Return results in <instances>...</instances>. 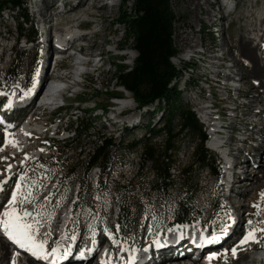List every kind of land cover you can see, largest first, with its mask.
Returning <instances> with one entry per match:
<instances>
[{"label": "rangeland", "instance_id": "1", "mask_svg": "<svg viewBox=\"0 0 264 264\" xmlns=\"http://www.w3.org/2000/svg\"><path fill=\"white\" fill-rule=\"evenodd\" d=\"M68 1H71L70 5L77 2V0ZM101 1H103V3H108V6L104 5V8L106 11L112 12L111 16L103 12L95 14L94 19L83 17L78 20L80 24H86L89 33L100 30V27H105L106 30L108 29L104 37H98L96 39V43L100 48L98 51L95 49V53H102L103 62L105 63L103 68L104 73L100 76L101 80H98L97 75L99 72L94 73L95 75H90V70L86 68V72L89 75L85 74L79 78L83 86L79 87L77 91L76 89L73 91L69 90L64 94H60V97L62 95L64 99L68 100V105L72 110L71 114L68 111L67 113L62 110L57 111L58 115L54 116V118H62V122L59 123L56 121L52 127H50L48 116L36 119L37 122L43 124L46 129L41 134L35 133L34 138H29L28 143L31 145L28 146V143L25 144V148L31 147L33 152L25 149L27 153H23L24 150L20 149L18 155H15V157L12 156L9 152L10 148H8L9 140L8 142L4 140V130H1L0 175L2 174L1 176H3V174L11 172L9 166L12 167L17 165L18 167L13 177L4 178L2 186L4 185L6 192L10 193L12 190H15L17 185H21L23 188L32 185L36 191L34 197L28 198V203L22 206L21 210L19 208L20 212L22 215L26 212L31 213L32 218L39 217L42 223L56 222L55 219L59 217L58 214L63 212V209L69 211V208H71L77 200L76 196L79 193L77 190L78 182L80 178L84 179V168L88 166V160L94 149L105 139L111 140L114 146L107 150L110 157H112L111 165L108 166L105 174L102 172V175H100V186H96L95 175L92 174V172L89 177L85 179L87 180L86 185L88 186V190L86 191L87 197L85 198L83 204L85 206L82 212L79 215L77 214L74 229L77 231L79 229H84L85 237L87 238L91 234L90 231L92 226L96 224L97 221H101L102 225L106 223L116 226L117 214L118 219H120L123 212L124 200L127 199L131 205L133 215L135 213V216L134 218L132 216L128 223L122 224L127 228L124 237L128 238V240L137 239L141 241L145 239L143 231L145 230L146 234L149 233L150 221H153L156 217L154 214L147 216L149 220L146 229L143 230L144 221L142 223L141 221L145 217L144 212L148 208L156 209L159 214L164 216L158 217L156 223L159 225L160 223L167 222L182 195L181 190L190 183L192 188L196 191L197 210L204 211V215L198 217L205 220L208 225L211 223L216 224L224 222V225L228 226L232 218L231 213L236 211V215H238L240 219L237 225L238 233L236 236L242 233L239 237L241 241L243 237L247 235L248 231L252 229L257 231L256 234L258 238H255L257 249L256 247L254 248L256 256L260 250H264V231H261V228H259V226L262 225V229H264V198L261 197V194L264 193V178L262 174H258L259 170L255 169L254 166L259 163V167L264 168V164H262L261 157L257 158L258 153L253 149L252 144H247V147L244 148L245 153L243 154L242 152V154L239 155V158H241L239 162L249 160L246 169L238 170H240L239 172L243 180L245 179V184L248 183L250 185L254 183L255 186L253 185L251 187L248 185V190L245 193L238 194V196L232 200L234 201V206H236V208L233 209L226 201L225 192L222 191L225 186L222 180L217 181L211 173V170L201 169L198 164L193 165L191 168V164L195 162L194 154L199 142L190 132L182 134L175 143L176 150H174L172 154L171 162L168 163L170 165V174L172 175L174 186H172L168 193L163 191L160 179L154 174L152 162L144 164L142 150L146 145L155 147L158 153L164 151L166 136L161 135L155 137L152 135L151 130L163 128L164 117L167 113V103H156L143 111H126V113L122 115L125 116L124 119L126 115L128 117L129 115L142 114L140 124L129 130L127 129L128 125H131L129 122L119 121L114 125L111 124L113 122L111 116L114 117L115 114H117L118 107L116 109H109L107 112L108 114L102 118L101 108L106 106L113 107V104L117 102L121 103L124 98L128 99L129 97L130 104L132 103V106H136L130 98L131 94L129 95L127 92L125 94L123 88L118 86L119 80L117 78L121 69H130L134 66L137 56L136 53L131 50L132 41L129 43L126 41L125 28L118 24V20L121 18L124 10L127 9L128 11H132L135 0H127V3L121 0ZM214 1L215 0H198L201 8H197L195 5H192L191 0H170L172 10L177 18L173 40L179 51L178 56L172 59V63L182 71V76L176 84L178 90L182 93V103L190 106L195 112L206 134H209V128L211 126L201 119V113L197 105H205L204 103H206V105L208 104L210 106L215 104V107L218 108V112L216 113L218 115L222 114L225 120L224 123H227V125L230 123L228 114L233 112L232 109L234 107H238L236 114H238L240 118H238L235 130H240L242 133L236 131L233 134L235 140L232 144L233 147H238L241 143L237 138H243V133L246 130L245 128H248L246 124L249 117L246 118L244 115H251V112L257 114V112L262 109L259 103H256L255 106L247 105L248 101H246V95L252 91V87L259 85L258 82L260 81L257 82L256 78L254 79L255 76L251 75L253 69L248 68L244 64L245 60L241 55V50L242 45L245 46L247 44L250 48L255 50L258 56L260 69L264 70V0H222L223 4L227 5L226 9L223 8L226 14L221 13L220 7L216 3H213V8L209 5V2ZM38 2V0H27L26 3L28 14L30 17H33L37 29L40 27V23L37 21V10L39 8L36 9L35 7ZM209 12L212 13L213 17H207L206 14ZM46 14L42 19L43 22L51 20L49 18L50 15L46 16ZM99 15H108V17L106 19L104 18V20ZM93 21L97 23L94 24ZM22 22L23 19L21 15L16 11L9 12L5 10L2 12L0 16V64L6 62V66L10 65L15 73L20 71L22 74H30V70L33 69L32 62H34V57L37 56V54H40V57H42L40 52L41 49H37L40 46L41 39H37L35 43L27 46L24 45L25 42L23 39L20 44L14 48V51L11 52L10 47L14 39L20 34L19 27ZM73 24L74 22L69 15L61 14L54 18L53 22L49 23L47 32H39V34L42 35L50 32V27L52 34H54L57 33L58 28H68ZM28 27L29 26H27V28ZM216 28H218V30ZM80 33H82V31ZM181 34L183 37L188 36L190 40H192L194 45L193 50H190L184 45L182 37H180ZM245 37H247V39H245ZM92 43L93 42L88 39L83 42V44L88 45L87 50L93 48ZM116 45H119V47L116 48ZM211 48L217 50V53L222 55V57L225 56L228 63L233 64V67H230H232L235 79H230V81L234 86L233 89L238 87L239 84H242V94H244L243 100L234 102V97L237 95L236 90H233L231 96L226 93L223 96V86L216 82V77L210 72L211 66L213 67V65L209 62V68L204 66V63L201 61L203 57L201 54H197V52L201 50L208 52ZM192 55L195 56L192 57ZM78 56L79 55H77V57ZM222 57L216 61L217 67L220 63H223ZM94 60L99 62L98 59ZM72 64L73 62L71 59L62 63V66L72 68L74 67ZM215 70H217V68ZM215 70L211 69V71ZM14 72H10L9 77L5 80V84L10 86L13 84L15 80ZM226 73L229 74L228 71ZM226 73L224 74L225 76ZM225 76H222L220 79H224ZM33 79L34 76L31 82ZM21 81L23 83L25 80L21 79ZM208 81L209 83H207ZM74 91L77 93H74ZM260 94H262V91ZM112 96H116L118 99L121 98V100H112L110 99ZM257 96H259V94L255 93V97ZM95 106L99 109L98 111L94 110ZM256 110L258 111L256 112ZM212 122H214V120H212ZM59 124V133L54 139L55 142H53L55 145L54 148L45 149L44 145L48 143L47 140L53 136L54 129ZM85 125L89 128L88 132H82V127ZM174 126L175 132H178L180 129L178 122L175 123ZM229 127L232 128L231 126ZM65 129H72L69 133L70 138L78 135L80 132L84 134L80 138L77 136V138L71 142L72 145L70 148L61 152L56 147L64 146L65 143L63 141L67 138L66 132H63ZM259 129L262 131L258 132V135L254 134L252 136L255 139L261 137V133L264 134V125L258 126L257 130ZM229 131L225 133L227 137L229 136ZM17 135V132L14 133L10 142L13 143L14 141L16 145H21L23 142L18 140ZM253 140L250 142L252 143ZM132 143H137V145L134 146V148H128ZM207 145L208 144L205 145L206 148ZM229 147L231 146L229 145ZM249 150H251V154L248 156ZM32 153H34V156H31ZM235 153L239 152L235 151ZM35 154L40 155L38 156ZM209 154L211 159L215 158L218 160V166L214 163L215 168L220 172L221 179H224L225 174L223 171L225 169L223 156L212 150H209ZM37 156L38 159H36ZM24 158L26 163L23 166ZM236 161L238 160L236 159L234 163H236ZM99 166L101 165L99 164ZM74 170H76V173L73 174ZM184 170H190L191 172L185 176L183 174ZM255 172L257 173L255 174ZM117 174L121 178H118ZM257 174V180L253 182V178ZM115 179L118 181L114 182L113 180ZM240 180L241 179H238V181ZM57 181L61 183V188L59 191L55 192V195H53L52 199L49 201V206L43 209L45 199L47 195L50 194L49 189ZM42 186L43 188H41ZM236 190L237 192L240 191L239 188ZM21 195L22 198H20V201H23V199L25 200L23 194ZM111 197L115 199L108 203ZM165 203L166 211L163 212ZM61 204H64L63 206L65 208H63ZM218 226L219 225L216 224L215 227ZM50 227H52V224ZM39 233L43 234L44 229L39 230ZM241 241L237 248V256L234 257L232 253L229 254L224 263L230 264L228 260L237 259L241 253L247 251L249 248L247 244L252 242L250 240L247 243L241 244ZM230 251L231 250H229V252ZM255 262L256 261L253 260H249L248 262L240 261V264H254Z\"/></svg>", "mask_w": 264, "mask_h": 264}, {"label": "trees", "instance_id": "2", "mask_svg": "<svg viewBox=\"0 0 264 264\" xmlns=\"http://www.w3.org/2000/svg\"><path fill=\"white\" fill-rule=\"evenodd\" d=\"M128 2L127 0H123ZM5 10L18 12L23 22L21 23L18 37L28 38L31 41L36 40L38 31L35 24L30 21L26 8V0H0V14ZM177 18L172 10L170 0H135L132 11L127 9L122 12L118 24L123 26L126 31V41H132L131 50L137 55L132 68H123L119 71L118 86L123 88L124 92L130 93L133 102L142 109L155 103H167V113L164 117V126L161 129H152L153 136H166L165 148L162 153H158L153 146L146 145L142 150L144 164L152 162L154 174L160 179L163 191H168L174 186L172 175L170 174V165L172 154L176 150L175 143L186 132H190L198 140L199 145L194 154V161L191 164L199 165L201 169L211 170L216 176L220 172L215 168L217 160L211 159L205 143L208 139L203 125L199 122L195 112L190 106L182 103V93L178 90L176 84L182 76V71L173 63L172 59L178 56L179 51L173 40L174 28ZM27 26H29L27 28ZM119 67V66H118ZM14 82L20 81L22 73L16 75ZM112 96L110 99H114ZM106 107L103 109L106 110ZM179 124L180 129L175 132V123ZM87 125L82 127V132H88ZM78 133L80 138L83 134ZM72 141L66 142L64 146L59 147L61 151L69 148ZM137 143H132L128 148H134ZM111 140L105 139L98 145L88 160V166L84 168V179H79V194L76 208L78 212L82 210L86 191L88 186L85 179L88 178L90 171L94 166L107 169L111 165L112 157L107 150L113 147ZM190 170H184L186 176ZM76 170L73 171V174ZM196 191L189 183L182 189V195L175 208V219L178 222H187L195 220L199 215L197 210ZM121 222L128 223L133 216V211L129 201L124 200L122 208Z\"/></svg>", "mask_w": 264, "mask_h": 264}, {"label": "bare ground", "instance_id": "3", "mask_svg": "<svg viewBox=\"0 0 264 264\" xmlns=\"http://www.w3.org/2000/svg\"><path fill=\"white\" fill-rule=\"evenodd\" d=\"M191 1H192V5L193 6L195 5L197 8L200 7V3L198 2V0H191ZM213 3H216L220 7V10H221V13L222 14H226L225 11H223V8L226 9L227 8V5L223 4V1L222 0H215L214 2H209V5L212 7L213 6ZM104 5H106V4L103 3V1H101V0H78V2L75 5L71 6V8L69 10L66 9V12L63 13L65 15H69L72 18V21L74 22V24L71 25V26H69L68 28H58V31L56 33V36L59 35L58 39H65V40H67V39H73L75 36H77L79 34V33H77V29L81 28L82 25H83V24H80V22L78 20L81 19V18H83V17H89L91 19H94L95 18V14L103 13V12H106L107 14H109V16H111L112 12H108V10L106 11V9L104 8L105 7ZM111 6H113V5H111ZM58 15H61V14L60 13H57V14H54V15H50L49 18L51 20L49 21V23L50 22H53L54 21V18H56ZM206 15H207L208 18L213 17L212 13H210V12L207 13ZM46 16H47V14H46ZM99 16L102 19H104V18L106 19L108 17V15H106V16L99 15ZM93 22H94V24L97 23L96 21H93ZM107 30H106L105 27H100V30H97V31L92 32V33H89L87 31L85 33V35L82 37L83 38L82 43L85 42V41H87V39H88L89 41L93 42L92 43L93 48L87 50V46L88 45L82 44L80 46L81 47V52H84V55L86 53V57L88 58V59H83L82 58L83 63H81V61L79 60V58H81V57H76L77 55H74V56L71 55L72 56L71 59H72V62H73L72 65H74V67H72V68L70 67L69 74L66 75V77L64 78L65 79L64 80V83H66V84H62V82L60 83L61 86L62 85H64V87L66 86V89L64 87H61L62 90H60V91H58L56 93L55 90L58 89V87L60 86V84L57 83L55 80H59L60 77H58V76L53 77V76H48L47 75L46 76V79H45L44 85H42L43 77H41L39 79V81L37 82V84H36L35 87H37L36 88L37 91L38 90L40 91V95L34 101H33V98L30 99L32 97L33 91L35 89L34 86H32L33 88L31 89L30 92H28V93L26 92V94L24 96L23 95L21 96L22 99H20V101L17 99V96L15 97V94L12 95V96H10V97L11 98H15L14 99L15 102H18V103H20V102H30L31 107H33L37 111H39V110L43 111V110H46V109H50L51 110V109H53V107H50L49 105L56 106L57 104H59L60 94L65 93V91H67V90L73 91V90L76 89V91H77V89L79 87H82L83 86V84H81L80 83V80H79V78L82 77V75H79V67L85 66L88 70H90V72H91L90 75H95L94 73L99 72L98 75H97L98 76V80H99L100 79V76L103 75V73H104L103 72V68L105 66V63L103 62V57H102L103 54L102 53H99V54H96L95 53V49H97V51H98L99 48H100V46L96 43V39L98 37H104L106 35V31ZM180 37H182V41H183L184 45H186L190 50H193L194 45H193L192 40H190V38L188 36L183 37L182 34H181ZM245 39H247V37H245ZM241 43H243V42H241ZM251 44H252V42H251ZM118 47H119V45H116V48H118ZM56 54H58V56L61 55V53H56ZM241 55L244 57V60H245V61L243 60L244 61V64L248 68L253 69V72H251V75L252 76H255L254 79L256 78L257 82L260 81V82H258L259 85H255L254 87L251 88L252 91H250V92H253V93H250L249 92L246 95V97H247L246 101H248L247 105L248 106L249 105L250 106H255L256 103H259V105L262 106L261 111L257 112L259 109L256 110L257 114H255V113L253 114L251 112V115L252 116L250 114L244 115L246 118L249 117V119H248V122L246 124L248 128H245L246 130L243 133V139H240V141H239L241 143V145H239L238 147H233L232 146V144H233V142L235 140L233 134L236 132L235 128H236V125H237L238 118H240L238 116V114H236L237 111L234 108L232 109V111H233L232 113L233 114L232 113H229L228 114V116H229L228 118H229V122L230 123H228V125H227V123H224V122L223 123L222 122H217V121H216V123H215V121L212 122V120H214V116L215 115H213V112L211 111V105L210 106L208 104L206 105V103H204L205 105H200V106L197 105L198 106V110L201 113V119H203V121L205 123H208L211 126L210 127V136H211V138L209 139L208 145H209L210 149L214 150L215 152L220 153L223 156V158H224L223 164H224V166L226 168V171L230 167V164L232 162H231V160L229 161V159H227V157L225 155L226 151H228L227 150L228 148L225 149L224 148V144L228 142V144L231 146V148L229 149V155L230 156L232 155L235 158V160L236 159L238 160V161H236L237 168L244 170V169H246L247 164L249 163V160L245 161V160H243V157H242L243 162H239V160H241V158H239V155H241L242 152H243V154L245 153L244 148L247 147L246 146L247 144H249V143L251 144L250 141L254 139V137H252V136L254 134H257L258 135V132H261L262 131V130L260 131V129L257 130L258 126L264 125V97H263V94H264V70H261L260 69L259 62H258V56L256 54V51L253 50L252 48H250V46L248 44L245 45V46L242 45ZM53 56L54 55H52V57H51V61L53 60ZM58 56H57V58H58ZM98 57H100V61L99 62H97L96 60H94V59H98ZM221 57H222V55L217 54L214 58H212V61L213 62L211 64L213 65V67L211 66V69L215 70L217 68L216 61H218L219 59H221ZM77 59H78L79 63H76L75 64V60H77ZM50 67H51V65H50ZM228 68H230L229 71H233L232 70V67H228ZM211 69H210V72H217V73H221L222 72V74H225L227 72V69H220L219 71H216V70L215 71H211ZM74 70L76 71V73L74 72ZM86 74H88V73L86 72ZM237 76H238V74H237ZM243 78H244V76H243ZM54 82H56V83H54ZM16 89H18V88H16ZM223 90H224L223 96L225 95V93L228 95V94H230V93L233 92V88H226V89H223ZM76 91H74V93H77ZM236 91L239 92V95H240V97L243 100L244 94H242V84H239V89H237ZM261 91H262V94H260ZM124 93L126 94V92H124ZM255 93L259 94V96L255 97ZM127 94H129V93H127ZM129 101H130V99L128 97V99H125L124 98V99H122L121 103H118L117 104V107H118L117 110L118 111H117V114H115L114 117L111 116V119L113 120V122L111 124L114 125L115 123H118L119 121H128V122H131L132 124H134L136 122V120L139 119V117L142 116V114L133 115V116H130L129 115L125 119H120L123 112L129 111V110L130 111H137L138 110L137 109L138 106L137 105H136L137 107L136 106H132L131 105L132 103L130 104ZM243 104H244V102H243ZM46 106H48V108H46ZM56 107H58V105ZM252 111H255V110H252ZM230 118H231V121H230ZM36 119H38L37 113H35L30 119H28L21 126V128L18 130L19 132H17L18 133L17 138H18L19 141L23 142L21 145H18V144L16 145V143L14 141H13V143H11V142L8 143L9 144V147L8 148H10L9 152H10V154L12 156L15 157V155H18L20 153V149L24 150L23 153H27L28 150H31V147L25 148L26 147L25 144L28 143V133H31V132L43 133L45 131L46 127L43 124L38 123ZM221 124H224V125H226L227 128H229L230 131L227 130V131H229V136L228 137L227 136H224V137H222V136L219 137L218 136V130L217 129H219L221 127ZM229 126H231L232 128H230ZM111 127H113V126H111ZM233 130H235V131H233ZM260 135L262 137V140H261L262 142L259 143V144H257L256 147H254L256 153L259 152V151H261L262 149H264V134L261 133ZM21 146H22V148H21ZM253 146H254V144H253ZM25 149H27V151H25ZM31 151L33 152V149ZM235 151H237L239 153H235ZM250 151L251 150L248 151V156L251 154ZM33 154L34 153H32L31 156H34ZM35 155H39V154H35ZM25 158H29V157H25ZM263 161L264 160H262V164H264ZM0 163H1V159H0ZM16 167H17V165L12 166V167L9 166V169L11 170V172H9V175H12L13 172L16 171ZM258 170H259L258 171V174H262L263 175V178H264V168H261V167L258 166ZM118 171H120V170H118ZM239 171L240 170H238L239 175L237 176V178L238 179H241V180L240 181L237 180V183L235 184V186H236V188H239L240 191L239 192H236V195H235V193L232 194L233 196H235V198L238 196V194L245 193L248 190V187L247 186L249 185L248 183L245 184V179L243 180V178L241 177ZM120 172H122V171H120ZM227 173H230V172H227ZM256 173L257 172H255V174ZM258 174L255 175L254 178L252 177L253 178V182H255L257 180ZM1 175H0V186L3 183L6 174H3V176H1ZM245 175H246V173H245ZM117 176H118V174H117ZM229 176H231V175H227L226 174V177L229 178ZM118 178H121V177L118 176ZM113 181L114 182H117L118 180L115 179ZM225 182L227 184L229 182V180H225ZM253 185H254V183H251L249 186L252 187ZM114 199H115L114 197H111L108 200V203L114 201ZM226 199H227L226 200L227 203H229V206L231 205V208H233V209L236 208V206H234V203H233L234 201H232L233 200L232 197L226 198ZM27 203H28V201H26V200L23 199V201H18V203L15 204V206L17 207V211L20 214H21V212H20L21 207L24 206V205H26ZM8 205L5 208V211L6 210H11ZM63 205L64 204H61V206L63 208H65ZM19 208H20V210H19ZM150 213L151 214H154L156 217H159V218L160 217H163L161 214H159L157 212L156 209H153V208L147 209L144 212V216L145 217L141 221V223L144 221V226L145 227L142 225L143 226V228H142L143 230L146 229V226H147L146 223H148V220H149L147 218V216ZM69 214H70L69 211L60 212L58 214L59 217L55 219L56 222L54 221V222H47V223H42V220L39 217L38 218H32V217L31 218H26L29 222H32L33 219L34 220H39L40 221V227H39L37 233H39V230L44 229V231H45L44 232V235L47 234V236H49L50 238H53V240L51 242H49V244L47 245V247H48L47 252H49L50 255H53L52 254V251H51L53 248H56L59 251L63 246L65 247V245H66V242L63 240L64 239V236H63L64 235L63 234V228L64 227H63V225L65 226L67 223L69 224V219H70V215ZM234 214L235 213H233V214L231 213V217H233ZM234 219H238V216L233 217V221H234ZM233 221L228 226V228H226V230L221 233V235H224L226 232H227V234L228 233L230 234V232H237L235 230V228H234L235 227V223H233ZM60 222L63 225H60ZM156 222H157L156 219H154L153 221H150V224H149L150 225L149 233L146 234L145 233V230L143 231V235H145V239H143L141 241H138L137 239H134V238H133L134 240H128V238L121 237L118 240L119 243H121L123 245H132V244H139V245H141V244H144L146 242V240H149L150 239L149 236H150V234H151L152 231H153V233H152L153 235H154V231H158V229L160 227V224L158 225ZM200 223L203 225L204 228L206 227L204 224H206L208 226L209 230H211L217 224V223L216 224H212L211 223V224H209L210 225L209 226L208 223L205 222V220H203V219L200 218V222L191 223L187 227H188V229H196V226L197 225H200ZM51 224H52V227H50ZM99 225H101L102 227H108V228H110L111 225H114V224H106V223H104L102 225L101 221H99V222L97 221V223L94 224L92 226V228H95V227H97ZM67 228H68V225H67ZM121 228L123 230L127 231V228L124 225H122ZM259 228L262 229V225L259 226ZM256 232L257 231H255V238L257 237ZM248 233H249V231H248ZM89 238L90 239H87L84 242V244H89V247H90V245L93 244L92 243V240H91L92 239V236H90ZM240 241H241V239L237 242V245H235L234 247L238 248V245H239V242ZM212 244H216V242L215 243H211V245ZM224 245L225 244L223 242L220 245V247L221 246H224ZM248 246H249V248L247 249V251L245 253L244 252L241 253L240 256H238L237 259H231L232 261L230 260L231 261L230 262L228 260V262L230 264H240V261L241 262H244V261H247L248 262L249 260H251V261L254 260V258H255L254 256H253V258H249L250 257L249 256V252L251 254V250H254L255 247L257 249L256 242H253V241L252 242H249L247 244V247ZM114 250L119 251L120 249L119 248L118 249H112V248H110L109 251H106V250H103L102 249L101 250V257L100 258L94 257V258H92L91 260H89L86 263L69 261L66 264H113L114 261L113 260L110 261L109 257H110V255L112 253H114ZM210 256L211 257H214V254H211L208 257H210ZM47 260H52V258L51 259H47V257H46L45 261H47ZM190 260H192V259H190ZM203 261H204V258H203ZM24 263L25 264H37L32 259H28V260H24V261L21 260V259H19L18 256L14 255L13 252L10 250V247L8 246V244H6L2 240V238L0 237V264H24ZM198 264H201V263H198ZM202 264H204V263H202ZM223 264H226V263H223Z\"/></svg>", "mask_w": 264, "mask_h": 264}, {"label": "snow or ice", "instance_id": "4", "mask_svg": "<svg viewBox=\"0 0 264 264\" xmlns=\"http://www.w3.org/2000/svg\"><path fill=\"white\" fill-rule=\"evenodd\" d=\"M19 187L20 185H17V189H19ZM261 197L264 198V193L261 194ZM15 203H18L17 193H13L11 200L9 201V208L11 210H6L3 213L4 218L0 219V227H2L4 235L11 243L30 252L32 256H35L38 259L46 258V240L37 238L40 221L33 219L32 222H29L26 217L31 218L32 214L26 212L21 215L16 208L13 207ZM226 228L227 225H224L221 228V232H224ZM261 231H264V229H261ZM213 239H216V237ZM250 240L255 242V229L250 230L249 233L243 237L241 244L247 243ZM51 251L54 256L58 253V249L56 248H53ZM231 253L235 257L237 254V248L233 247Z\"/></svg>", "mask_w": 264, "mask_h": 264}, {"label": "water", "instance_id": "5", "mask_svg": "<svg viewBox=\"0 0 264 264\" xmlns=\"http://www.w3.org/2000/svg\"><path fill=\"white\" fill-rule=\"evenodd\" d=\"M130 94V93H129Z\"/></svg>", "mask_w": 264, "mask_h": 264}]
</instances>
